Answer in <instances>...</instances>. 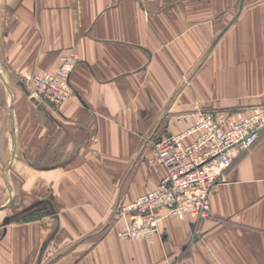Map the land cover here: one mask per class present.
Listing matches in <instances>:
<instances>
[{"label":"crops","instance_id":"0c3cea01","mask_svg":"<svg viewBox=\"0 0 264 264\" xmlns=\"http://www.w3.org/2000/svg\"><path fill=\"white\" fill-rule=\"evenodd\" d=\"M70 53L72 97L30 98ZM0 88V264H264V135L210 218L129 240L116 212L164 178L152 141L181 115L264 101V0H0Z\"/></svg>","mask_w":264,"mask_h":264},{"label":"built area","instance_id":"2783aa9c","mask_svg":"<svg viewBox=\"0 0 264 264\" xmlns=\"http://www.w3.org/2000/svg\"><path fill=\"white\" fill-rule=\"evenodd\" d=\"M79 63L75 53L62 57L55 73L31 77L33 98L56 107L73 95L71 74ZM183 131L152 141V161L166 168L156 188L116 212L124 228L119 237L153 239L167 217H189L195 222L212 215V197L226 182L227 172L264 135V108L247 115L197 106L181 115Z\"/></svg>","mask_w":264,"mask_h":264},{"label":"rangeland","instance_id":"374dc122","mask_svg":"<svg viewBox=\"0 0 264 264\" xmlns=\"http://www.w3.org/2000/svg\"><path fill=\"white\" fill-rule=\"evenodd\" d=\"M77 55V54H76ZM78 56V55H77ZM78 58H79V63H80V57L78 56ZM260 62H262V58H257L256 59V63H257V67L261 70V63ZM61 63H62V58H61ZM78 63V64H79ZM77 64V65H78ZM61 66V65H60ZM60 68V67H59ZM48 73V72H47ZM51 73H55V72H51ZM36 74V73H35ZM40 74H43V73H40ZM34 75V74H33ZM32 75V76H33ZM32 76H30V98H32V99H34L36 102H39L37 99H35V98H33V84H32V81H31V77ZM1 89V88H0ZM40 102H42V103H47V102H43V101H40ZM47 104H49V103H47ZM50 105H52V104H50ZM52 106H54V105H52ZM197 106H204L205 108H207V109H210V110H225V111H232V112H236V113H239V114H244V115H247V114H249V113H251V112H253V111H255V110H260V109H262V108H264V101H262V102H256L255 103V105H252V106H250V107H248V108H246V107H241V108H212V107H209L208 105H204L203 103H200L199 105H196L195 106V109H196V107ZM244 106H246V105H244ZM35 107H37V106H35ZM56 107V106H55ZM37 118V117H36ZM180 123V122H179ZM155 139H157V138H155ZM155 139H153V140H155ZM261 139V138H260ZM150 158L148 159L149 160V162H150V164L152 163V164H155V165H158V164H156L155 162H153L152 161V157H153V155H152V151H151V154H150ZM240 160V159H239ZM238 160V161H239ZM236 164V163H235Z\"/></svg>","mask_w":264,"mask_h":264}]
</instances>
